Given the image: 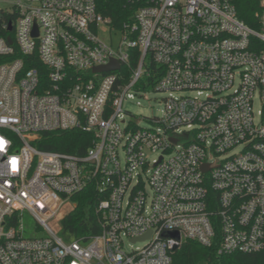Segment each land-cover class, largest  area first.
Masks as SVG:
<instances>
[{"label":"built area","instance_id":"1","mask_svg":"<svg viewBox=\"0 0 264 264\" xmlns=\"http://www.w3.org/2000/svg\"><path fill=\"white\" fill-rule=\"evenodd\" d=\"M126 1L135 12L121 29L96 0L5 11L0 264H171L188 241L222 255L264 249V0L259 30L235 0ZM100 32L119 33L118 47ZM151 90L168 97L143 128L123 104ZM66 131L89 138L83 155L31 145ZM89 187L100 234L65 242L60 222Z\"/></svg>","mask_w":264,"mask_h":264},{"label":"trees","instance_id":"2","mask_svg":"<svg viewBox=\"0 0 264 264\" xmlns=\"http://www.w3.org/2000/svg\"><path fill=\"white\" fill-rule=\"evenodd\" d=\"M234 7L238 19L250 28L259 30L260 26L255 16L260 12L259 0H235ZM134 5L126 0H96V11L111 21V27L121 29L124 23L129 22L134 14ZM15 15L0 10V25L12 22ZM3 33L0 30V36ZM4 59H0L2 62ZM37 68L40 64L37 63ZM30 67L26 65L25 69ZM31 145L42 151H55L83 155L90 141L87 136L78 131L49 132L38 134ZM74 208L65 215L60 222V236L65 242L88 239L100 234L98 216L95 215V206L99 200L93 188H86L83 192L71 197ZM171 264H264V249L255 254L232 253L219 254L218 246L202 247L196 242L182 243L172 253Z\"/></svg>","mask_w":264,"mask_h":264},{"label":"rangeland","instance_id":"3","mask_svg":"<svg viewBox=\"0 0 264 264\" xmlns=\"http://www.w3.org/2000/svg\"><path fill=\"white\" fill-rule=\"evenodd\" d=\"M16 1H24V0H0V10L2 11H11L12 5ZM100 36L104 39H109L113 44L114 49L118 47V42L120 40V34L117 33L115 35H108L105 32H100ZM168 95L158 93L154 90H151L146 94V96L138 95L133 100H128L123 104V110L125 112H129L131 115L135 116L138 121L140 127L147 128L149 127V123L145 121L143 118H151L152 116L158 117L161 115V110L163 109L164 100L167 99ZM157 155L153 154L151 156V160L155 158ZM122 158V154H120ZM145 191L148 195H150V189L146 186ZM27 226L29 228H33L34 223L30 219H27ZM143 244L137 243L132 248L141 247ZM127 249H130L126 246Z\"/></svg>","mask_w":264,"mask_h":264},{"label":"water","instance_id":"4","mask_svg":"<svg viewBox=\"0 0 264 264\" xmlns=\"http://www.w3.org/2000/svg\"><path fill=\"white\" fill-rule=\"evenodd\" d=\"M11 28H10V25L8 26V30L9 31H11L10 30ZM7 42L9 43V44H11V40L10 39H8L7 40ZM119 67V65L116 63V62H112V63H110L109 65H107V66H104V67H99V68H96V69H94V72H97V73H99V72H105V71H109V70H113V69H117ZM208 170V165L207 164H204L203 166H202V171H207ZM150 235V233H148V235H146L147 237ZM163 237H165V238H168V239H171V238H174V239H178L179 238V235H178V233L177 232H171V233H166V234H164L163 235ZM140 239H143V238H140ZM134 242V241H133ZM174 250H176V248H174Z\"/></svg>","mask_w":264,"mask_h":264},{"label":"clouds","instance_id":"5","mask_svg":"<svg viewBox=\"0 0 264 264\" xmlns=\"http://www.w3.org/2000/svg\"><path fill=\"white\" fill-rule=\"evenodd\" d=\"M10 143H11L10 141H8L4 137L0 136V149H2L5 144H10Z\"/></svg>","mask_w":264,"mask_h":264},{"label":"snow or ice","instance_id":"6","mask_svg":"<svg viewBox=\"0 0 264 264\" xmlns=\"http://www.w3.org/2000/svg\"><path fill=\"white\" fill-rule=\"evenodd\" d=\"M12 165H13V168H14V170H15V165H16L15 158H13V160H12Z\"/></svg>","mask_w":264,"mask_h":264}]
</instances>
